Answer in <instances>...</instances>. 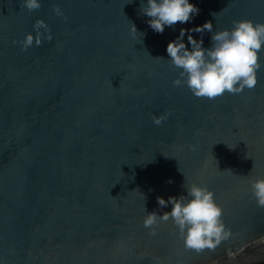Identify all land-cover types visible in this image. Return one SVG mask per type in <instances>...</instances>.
<instances>
[{
  "label": "water",
  "instance_id": "1",
  "mask_svg": "<svg viewBox=\"0 0 264 264\" xmlns=\"http://www.w3.org/2000/svg\"><path fill=\"white\" fill-rule=\"evenodd\" d=\"M192 2L194 19L161 34L140 0H41L32 11L0 0V264L264 261V207L249 184L264 176V51L252 89L214 99L175 86L178 70L157 58L181 28L264 22V0ZM38 19L52 39L22 51ZM193 35L210 46V32ZM193 181L223 209L230 235L215 249H186L171 220L155 235L143 224L144 203L170 211L157 197Z\"/></svg>",
  "mask_w": 264,
  "mask_h": 264
},
{
  "label": "clouds",
  "instance_id": "2",
  "mask_svg": "<svg viewBox=\"0 0 264 264\" xmlns=\"http://www.w3.org/2000/svg\"><path fill=\"white\" fill-rule=\"evenodd\" d=\"M131 2L128 0V3ZM23 4L32 11L41 7V0H23ZM54 11L58 16L63 15L59 7H55ZM199 11L192 0H140L139 8V13L149 18V27L161 34L166 26L190 22ZM130 22V33L143 43L146 33L138 31L136 25ZM205 31L211 33L209 47L204 46L203 35L199 39L193 35ZM45 39H52L49 26L43 19H38L34 24V33H27L18 43L21 50L26 51L33 44L40 46ZM261 51H264V22L242 18L234 20L231 28L222 30H214L212 21L188 29L181 28L167 44V59L157 58L169 61L178 70V76L173 80L175 86H187L198 98L214 99L225 92L240 94L257 84V72L262 67L259 60ZM165 119L166 115L154 116L153 123L159 126ZM249 184L257 205L264 207V176L251 179ZM183 187L186 194L169 196L167 200L157 197L159 207L164 209L171 205L170 211L148 212L144 203V227L150 230V235H155L161 223L171 220L186 249L197 252L215 249L230 235L222 220V206L207 184L193 181Z\"/></svg>",
  "mask_w": 264,
  "mask_h": 264
},
{
  "label": "trees",
  "instance_id": "3",
  "mask_svg": "<svg viewBox=\"0 0 264 264\" xmlns=\"http://www.w3.org/2000/svg\"><path fill=\"white\" fill-rule=\"evenodd\" d=\"M254 264H264V261H262V262H259V263H254Z\"/></svg>",
  "mask_w": 264,
  "mask_h": 264
}]
</instances>
